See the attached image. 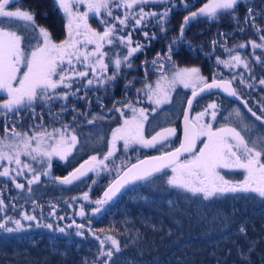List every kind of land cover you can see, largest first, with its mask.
Wrapping results in <instances>:
<instances>
[{
	"label": "snow or ice",
	"instance_id": "obj_1",
	"mask_svg": "<svg viewBox=\"0 0 264 264\" xmlns=\"http://www.w3.org/2000/svg\"><path fill=\"white\" fill-rule=\"evenodd\" d=\"M18 2L19 0H0V18H4L0 19V93L6 94V99L0 100V117L5 122L4 135L0 136V178L12 181L16 189L25 190V184L17 180L18 177H24L28 185L26 191L31 194L32 185L40 183L42 176H49L53 158L66 160L79 143L75 128L64 123L62 119L64 113L69 111V97L87 100V93L94 89L103 90L105 94L111 91L120 77L122 67L131 69L134 55L147 46L139 42H135L133 46L132 32L129 31L126 35L121 32L128 28L135 30L147 27L150 21L155 22L153 27L158 26L160 32H166L165 25L169 23V15L176 4L175 0H55L66 21V39L57 43L47 28L36 23L33 11L23 6L10 7ZM244 3L245 0H208L197 11L190 12L184 17L178 35L168 46L167 61L175 67V62L171 61L172 49L178 42L185 41V26L198 19L218 22L220 16L227 15L243 33L246 29L239 27L240 20L236 9ZM156 4L164 5L163 9L159 12L145 11L146 5ZM181 4L184 9L192 6L185 0H181ZM80 5H86L87 10L80 11ZM114 9H123V15H114ZM102 12L104 16H101ZM90 14L100 17L99 23L104 27L103 32L97 31L89 24ZM105 17L112 19L109 21ZM256 19L253 8L248 7L243 23L254 29L257 36L255 40L249 39L247 43L234 42L233 46H228L226 35L220 33L221 36H225V41L220 42L219 46L227 53V58L217 57V64L229 69L244 70L233 75L230 80H225L223 74L219 73L213 74L209 82L199 67L179 68L169 76L163 71L164 64L159 63L164 59L159 54L150 62L161 73L160 78L154 84L145 81L142 88L136 89V93L138 96L143 93L154 105L152 113L162 109L164 105L172 104V93L177 85L191 89V97L184 101L186 111L183 141L179 147L172 148V138L177 131L174 127H159V130L146 136L145 124L150 113L144 108L137 107L136 102L125 98L123 101L114 102L112 108L108 109L109 112L119 113L123 122L112 130L106 152L90 156L68 175L53 179L61 184L71 185L89 173H94L97 177L104 172L114 173L115 179L104 191L102 198L91 201L88 192L83 193L84 201L96 205L92 215L100 213L103 206L113 201L122 189H134L137 185L147 186L163 177H166L165 183L170 188L190 194V197H198L199 203L208 201L215 204L223 198L232 200L259 198L264 201V134L257 135L252 122L239 109L233 110L226 117L237 126L221 125L214 128L212 122L216 121L220 109L216 102L205 105L204 109L191 119L188 115L193 101L202 93L222 89L229 96L239 98L237 90L239 85L233 87L235 81L239 80V84L247 88L255 86L257 83L253 74L255 66L259 65L264 70V27L258 25ZM11 20L24 22L18 26L20 31L13 30V26L8 23ZM117 23L120 25L119 28ZM142 34L149 44L151 39H155L154 32L151 37L147 31ZM188 43L189 50H192L191 42ZM217 44V40H212L213 50ZM89 45L94 47L89 49ZM106 46H115L125 51L121 53L110 49V55L109 51L104 50ZM248 47L252 49L254 62L239 51ZM258 49L260 55H256ZM144 63L147 64L149 61L145 60ZM110 64L114 68L111 74L108 73ZM245 72L251 78L250 81L245 79ZM134 80L135 78L127 81L125 89L131 88ZM74 84L78 86L73 88ZM258 84L264 85V78H261ZM58 89L61 91H57ZM81 91L84 93L83 96L79 95ZM96 100L103 108L101 97L97 96ZM37 104L46 106L49 114L61 124V127L49 130L43 125H35L22 132L17 130L13 122L9 128L10 117H19L20 112L27 109H32L34 113V106ZM56 104H59V112L53 108ZM117 104L123 106L117 107ZM125 110L131 115L125 116ZM71 111L73 123H78V116L84 117L88 124L95 123L98 118H107L94 115L87 119L88 114L80 112L74 106ZM260 111L261 115H257L252 108H247V112L256 121H261V126L264 127V104H261ZM205 117H210L211 122H205ZM202 138V147L197 149V141H201ZM120 142L123 157L117 155L121 151ZM141 148L156 149L160 154L130 163L127 156L129 150L137 151ZM185 154H188L187 157L181 159ZM12 165H15V168ZM166 169H170L171 174L165 172ZM223 170H242V179H228ZM25 173L31 175L27 176ZM96 182L95 179L92 180L93 184ZM2 197L3 192L0 190V212H5L9 205ZM32 203L33 213L39 208L42 215L43 206L35 200ZM12 207L15 208V205ZM49 214L56 215L54 208L50 209ZM78 215L81 217L87 215L83 205L80 206ZM22 221L35 222L36 227L53 229V224H41L36 214H29L21 208V219L7 215L0 219V232H21L25 229ZM9 224L13 226L9 227ZM73 225L77 229L75 235L83 236L85 224H76L73 220L67 227L72 228ZM27 227L31 228L32 224H28ZM87 230L92 232L91 228ZM56 231L65 233L66 229L57 228ZM238 231L246 236L243 223L240 224ZM92 234L99 241L98 258H105L102 264H109L114 253L121 252L119 240L113 236L101 238L94 232ZM252 251L251 244L247 252L242 249L239 251L242 264H248Z\"/></svg>",
	"mask_w": 264,
	"mask_h": 264
},
{
	"label": "trees",
	"instance_id": "obj_2",
	"mask_svg": "<svg viewBox=\"0 0 264 264\" xmlns=\"http://www.w3.org/2000/svg\"><path fill=\"white\" fill-rule=\"evenodd\" d=\"M24 2L25 4H23ZM185 2L192 6L184 9L181 0H175L176 7L169 15V23L165 25L167 31L164 33L160 32L158 26L153 27L154 21H150L147 27L135 30L128 28L121 32L123 35L129 31L132 32L133 46H135V42L147 46L132 58V62L134 60L141 62L139 67L137 69L122 67L120 77L114 85L117 96L123 100L127 98L136 102L137 107L144 108L150 113L148 122L145 124L146 136L159 130V127L176 128V137L172 138V148L179 143L181 118L185 108L184 101L191 94V89L177 85L172 93V104L164 105L162 109L152 113L154 105L147 100L143 93H140L139 96L136 93L138 86H143L145 81L152 79L155 83L157 78H160L161 73L150 62L156 59L159 54L161 58H164L159 63L164 64L163 71L169 76L171 73L166 72L167 69L199 67L208 81L212 80L213 74L219 73L223 74L224 79L230 80L233 75L244 72V70L242 68L229 69L217 64V57L227 58V53L219 46L220 42L225 41V36H221L220 33L226 35L228 46H233L234 42L247 43L249 39H257L254 29L243 23L248 7L253 8L254 14L257 16L256 23L264 27V15H262L264 14V0H245V3L240 4L236 9L240 20L239 27L246 29L243 33L227 15L220 16L218 22L204 19L190 22L184 28L185 41L178 42V45L172 49L171 61L175 62V67H172V63L166 59L168 46L178 35L184 17L188 16L190 12L197 11L208 0H185ZM18 3H21L20 7L23 6L33 11L36 23L47 28L54 38L60 41L64 21L60 18L58 13L60 10L54 5L53 0H19ZM155 7L157 8L156 12H159L164 5L156 4ZM120 11L123 15L124 10ZM145 11L150 10L145 9ZM12 26L15 28L14 24ZM100 27L104 29L103 25ZM117 27H120L118 23ZM20 30L18 28V31ZM144 31L149 32V37L153 32L155 33V39H151L150 44L142 34ZM26 34L30 35V33ZM214 39L218 41V44L213 50L212 40ZM188 42H191L192 50H189ZM88 47L89 49L93 48L91 45ZM110 49L119 52L113 46H106L104 50L109 51L111 55ZM239 51L242 55L253 60L250 47ZM256 54L259 55L258 52ZM145 60L149 63L145 64ZM256 66L258 68H254L253 74L258 79L264 78V70L261 71V67ZM143 68L145 69L143 70ZM113 71L114 68L110 64L108 73L111 74ZM135 76H138L139 80H134L133 86L125 89V83L133 80ZM244 76L246 80L251 79L246 72ZM217 78H220L219 75ZM237 81L239 82V80ZM114 89L112 88L107 94L103 90L89 91L87 100L69 97V109H72L73 106L77 110L80 108V112L88 114L87 119H91L94 115L107 118H98L95 123L88 124L84 117L78 116V123L72 125L65 121L63 115L64 123L75 128L79 143L66 160H60L58 157L53 158L49 176H42L40 183L33 184L31 194L26 191L28 185L24 177H18L17 180L25 184V190L16 189L12 181L0 178L2 198L9 205L5 212H0V219L5 215L21 219V208H23L29 214H36L41 224H53V229H47L36 227L35 222L22 221L25 229L21 232H0V264H93V262L102 264L105 258H98L100 245L93 236V232L101 238L113 236L119 240L121 252L114 253L109 264H242L238 253L241 249L247 252L250 244L253 251L250 253L248 264H264V201L259 198L237 200L223 198L215 204L208 201L199 203L198 197H190V194L180 193L176 189L170 188L165 183L166 177H163L147 186L137 185L134 189H122L113 201L103 206L100 213L92 215V210L96 206L89 201H84L82 196L85 192H88L89 197L92 195L93 173H89L88 176L71 185L61 184L51 179L52 176H66L90 156L102 155L106 152L112 130L119 126L123 119L119 113L108 111L114 103ZM261 91L264 93V89ZM79 95L83 96V91ZM97 96L101 97L103 108L97 103ZM217 96L221 95L202 97V100L195 103L194 112L202 111L205 105L215 102ZM249 96L252 98L250 99L252 105L255 102V107L250 105L253 111L260 112L259 103L264 102V94H260L254 99L252 95ZM217 104L220 105L217 116L220 121L213 122L216 127L221 125L237 126L234 121H230L226 117L233 110L239 109L252 122L255 133L257 135L264 134L262 122L253 119L247 110L241 111L240 105L232 100H227V98ZM54 110L60 111L58 107H55ZM41 112L42 114L34 116L32 109L22 111L19 117H10L8 126L11 128V124L15 122L17 130L22 132L28 131L35 125H43L49 130L61 127V124L49 114L47 108H42ZM206 118L205 121L210 122V117ZM4 126L5 122L2 118L0 125L2 135H4ZM99 137L103 139L101 140ZM202 141L203 138L198 141L197 147L202 145ZM121 153L122 149L117 155ZM155 154H159L156 149H138L137 153L131 157L130 163ZM165 172L170 174L169 169H166ZM226 173L228 177L240 179L239 172L234 175L230 171ZM25 175L30 176L29 173H25ZM102 179L105 181L107 177L104 176ZM114 179L115 176H111L107 182L110 183ZM186 196L190 198L186 199ZM33 200L43 206L46 214L54 208L56 215L50 216L49 220H43L39 214L41 211L39 208L33 213ZM12 205H15V208ZM66 205H74L79 209L83 205L87 215L79 216V209L70 215L71 208ZM59 217H63V219H59ZM73 220L76 224H85L83 236L75 235L77 231L75 225L72 228L67 227L72 224ZM241 223L246 228V236L238 231ZM28 224H32V227L28 228ZM8 226L12 227L13 225L9 224ZM57 228H65L66 231L59 233L56 231ZM88 228H91L92 232H89Z\"/></svg>",
	"mask_w": 264,
	"mask_h": 264
},
{
	"label": "rangeland",
	"instance_id": "obj_3",
	"mask_svg": "<svg viewBox=\"0 0 264 264\" xmlns=\"http://www.w3.org/2000/svg\"><path fill=\"white\" fill-rule=\"evenodd\" d=\"M20 4L21 3H16V4H13V5H10V7H13V8H15V7H20ZM23 4H25V2L23 3ZM22 4V5H23ZM79 10L80 11H86L87 10V8H86V5H80L79 6ZM120 10H122V9H114L113 10V14L114 15H122V11H120ZM58 13H59V16H60V18H62V20L64 21V24H63V30H62V38L60 39V41H58L56 38H54V36L52 35V38L55 40V42H57V43H59V42H61L62 40H64V39H66V28H65V24H66V21H65V18L63 17V15H62V13H61V11H58ZM101 16H104V13L102 12L101 13ZM105 18H107L109 21H111V18L110 17H105ZM0 19H4V18H0ZM99 19H100V17H97V16H95V15H93V14H90V16H89V24L92 26V28H94V29H96L97 31H100V32H103V30L104 29H102L101 27H100V23H99ZM8 23L10 24V25H12V24H14L15 25V28H13V30H17L18 31V26L19 25H22L24 22L23 21H17V20H11V21H8ZM91 46H93V45H91ZM94 47V46H93ZM114 48H116L115 46H113ZM117 50H119V52H121V53H123V51H125L124 49H122V48H116ZM259 53V55L261 54V52H260V50L258 49V50H256V53ZM257 55V54H256ZM141 64V62H139V61H137V60H134L133 61V67L135 68V69H137L138 67H139V65ZM255 68L257 69L258 67L257 66H255ZM145 68H143V70H144ZM179 69V67H175V68H173V69H167L166 70V72H170V73H172L173 71H176V70H178ZM261 71H262V69H260ZM133 78H135V80H139V78H138V76H135V77H133ZM159 78H157V80H158ZM249 81H250V79H248ZM260 79H258V78H256V81H257V83L255 84V86H254V89H255V92L257 93V95L259 96L260 94H264L261 90H263L264 89V85H259L258 84V81H259ZM147 82H149V83H153L154 84V82L152 81V79L151 80H148ZM210 82V81H209ZM236 82H238V81H236ZM78 85H76V84H74L73 85V88H75V87H77ZM242 86H244V85H242ZM139 88H142L143 86L142 85H139L138 86ZM113 89H114V87H113ZM57 91H61V89H58ZM244 95H246V96H249V95H251V93H250V91L248 90L247 91V93H244V92H242ZM6 98V94H4V93H0V100H3V99H5ZM116 101H123V99H121L119 96H117V93H116V90L114 89V102H116ZM257 103H259V102H257ZM261 104H264V102L263 103H259V105L261 106ZM113 105V104H112ZM123 105L122 104H117V107H122ZM55 107H58V110H60V108H59V104H56V105H53V108H55ZM42 108H47L46 106H41L40 104L39 105H35L34 106V110H35V112L33 113L34 114V116H36V115H39V114H42V112H41V109ZM204 109V108H203ZM202 109V110H203ZM260 109V108H259ZM78 110H80V108H78ZM59 112V111H58ZM197 112H200V111H195V113L193 114V117L195 116V114L197 113ZM256 113H257V115H261V111L260 112H258V111H255ZM250 114V113H249ZM131 115V113L130 112H128L127 110H125V116H130ZM72 116H73V113H72V111H71V109H69V111L68 112H66V113H64V119H65V121L66 122H68V123H70V124H72L73 125V122H72ZM1 119H2V117H0V125H1ZM253 119H255L254 117H253ZM205 120H207V118L205 117ZM122 122H123V119H122ZM122 122H121V124H122ZM205 122H207V121H205ZM211 122V121H210ZM213 123V122H212ZM120 124V125H121ZM119 125V126H120ZM119 126H117V127H119ZM229 126V125H228ZM116 127V128H117ZM213 127L214 128H216V126H215V123H213ZM0 136H3L2 134H1V131H0ZM175 137H176V135H175ZM120 147H121V149H122V142H120ZM200 147H202V145L200 146ZM200 147H197V149H199ZM138 151V150H137ZM137 151H132V150H129V152L127 153V156H128V158H129V160L131 159V157L132 156H134L136 153H137ZM118 156H121V157H123L124 156V152H123V150H122V153L120 154V155H118ZM186 158V157H185ZM22 159H25V160H27L28 158L27 157H22ZM184 159V158H183ZM53 162V161H52ZM53 164V163H52ZM13 167H15V165H12ZM229 170H223V172H224V174H225V177L226 178H228L229 179V177H228V175H227V173L226 172H228ZM230 172H235V173H237V172H239V174H240V179H242V176H243V173H242V170H238V171H230ZM238 174V175H239ZM29 175H31L30 173H29ZM104 176H106L107 177V179L104 181L103 179H102V177H104ZM111 176H115L114 175V173H109V172H104V173H101V175L99 176V177H97L94 173H93V177H92V180L93 179H95L97 182L95 183V184H92V188H91V190H92V195L90 196V199H91V201H95V200H97V199H100V197H103V193H104V191H106V189H107V187L109 186V184L112 182H107V180L111 177ZM83 184V183H82ZM95 205V204H94ZM68 208H71L70 209V215H72V214H74L75 212H77V210L79 209L77 206H75L74 207V205H66ZM96 206V205H95ZM86 212V211H85ZM50 212H48L47 214L44 212V210H42V215H41V211L39 212V214L41 215V218L43 219V220H49L50 219V216H52V215H50L49 214ZM77 217H78V215H77ZM56 220H57V217H56Z\"/></svg>",
	"mask_w": 264,
	"mask_h": 264
},
{
	"label": "flooded vegetation",
	"instance_id": "obj_4",
	"mask_svg": "<svg viewBox=\"0 0 264 264\" xmlns=\"http://www.w3.org/2000/svg\"><path fill=\"white\" fill-rule=\"evenodd\" d=\"M162 6V5H161ZM145 9L146 10H150V11H156V7H155V5H146L145 6ZM163 8H161V10H162ZM225 80H227V79H225ZM238 86V85H237ZM236 86V87H237ZM234 87V86H233ZM237 90H238V92H239V95H242V96H245V97H248V96H246V95H244L242 92H244V93H247V91L249 90L250 92H251V95H252V97L253 98H255V97H257V93L255 92V89L254 88H247V87H245V86H242V87H237ZM213 95H216V94H213ZM225 97V98H224ZM226 96H224V95H221V96H217L216 97V103H219V102H222V101H224V100H226ZM227 100H229L228 98H227ZM231 100H232V102H234V103H238L239 105H240V107H242L241 108V111L242 110H247V108H252L251 106H250V104H248V106H244L239 100H238V98L237 99H233V98H231Z\"/></svg>",
	"mask_w": 264,
	"mask_h": 264
},
{
	"label": "water",
	"instance_id": "obj_5",
	"mask_svg": "<svg viewBox=\"0 0 264 264\" xmlns=\"http://www.w3.org/2000/svg\"><path fill=\"white\" fill-rule=\"evenodd\" d=\"M215 91H218V92H224L222 89H213V90H211L210 92L202 93L200 96H198V97L196 98V100H197L199 97H201V96H203V95H205V94L212 93V92H215ZM224 93H225V92H224ZM226 94H227V93H226ZM227 95H228V94H227ZM228 96H229V95H228ZM233 98H234V97H233ZM235 98H236V97H235ZM193 103H194V101H193ZM185 111H186V108H185ZM184 114H185V112H184ZM184 114H183V117H182L181 142L183 141ZM188 115H189V118L191 119V110L188 111ZM181 142H180V143H181ZM178 147H179V145H178ZM157 155H159V154H157ZM186 155H187V154H185V156H186ZM154 156H155V155H154ZM149 157H150V156H149ZM147 158H148V157H145V158H143V159H147ZM181 158H182V157H181ZM86 160H87V159H86ZM84 161H85V160H84ZM84 161H83V162H84ZM83 162H82V163H83ZM82 163H81V164H82ZM135 163H136V162H135ZM79 166H80V165H79ZM79 166H78V167H79ZM78 167H76V168H78ZM76 168H75V169H76ZM75 169H74V170H75ZM74 170H73V171H74ZM54 177H59V176H54ZM54 177H51V179L54 180V179H53ZM63 177H64V176H63ZM61 178H62V177H61ZM54 181H57V180H54ZM57 182H59V181H57Z\"/></svg>",
	"mask_w": 264,
	"mask_h": 264
}]
</instances>
